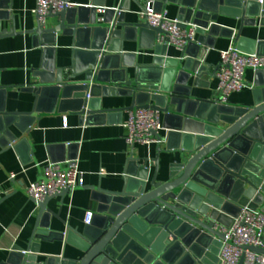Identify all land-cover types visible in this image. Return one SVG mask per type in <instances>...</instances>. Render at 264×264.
<instances>
[{
  "label": "water",
  "instance_id": "obj_1",
  "mask_svg": "<svg viewBox=\"0 0 264 264\" xmlns=\"http://www.w3.org/2000/svg\"><path fill=\"white\" fill-rule=\"evenodd\" d=\"M131 1L140 10L144 8L141 0H121L118 12L116 7L106 8L104 1L91 0L88 5L51 13L43 23L38 19L37 28L29 32L39 36L43 55L55 51L58 36H70L73 62L57 71L43 58L46 63L34 74L37 81L25 87L35 97L30 110H8L6 89L0 88V146L7 149L24 144L32 149L30 132L45 116L74 114L81 123L92 124L98 119L110 122L117 113L139 108L163 114L167 145H160L155 158L132 154L121 190L93 188L98 202L96 219L81 230L70 228L60 237L84 252L80 259L47 256L46 262L40 263L32 258L30 252H38L32 244L26 254L13 249L2 264H219L225 234L217 226L230 225L247 204L251 209L264 205V69L255 70L251 104L198 98L189 84L190 78L207 70L205 50L215 47L218 36L232 40L244 53L264 55V40L243 35L244 28L255 26L258 18L264 26V3L158 0V9L177 6L179 25L187 30L195 27L197 34V41L172 56L168 44L157 42L163 29L145 19L126 21ZM12 3L0 0V38L18 33L15 28L1 26L4 19L11 18ZM97 5L105 7L102 21ZM222 16L239 19L240 26L222 25ZM47 19L53 22L49 24ZM145 35L150 39L140 47L153 49V58L140 63L135 53L125 52L124 42L137 36L145 41ZM116 95L131 96V104L102 107L103 97ZM156 135L161 141L160 133ZM64 146L68 157L52 155V162L75 158L71 153L76 144L57 147ZM175 152L181 153V159L169 163L166 181L158 179L161 154ZM149 160L156 163L151 179ZM10 179L23 190L21 183ZM71 191L65 189L54 196ZM54 196L43 202L34 200L40 208L35 236L50 235L39 230V225L45 214L52 213L48 204ZM250 248L264 253L261 247Z\"/></svg>",
  "mask_w": 264,
  "mask_h": 264
},
{
  "label": "crops",
  "instance_id": "obj_2",
  "mask_svg": "<svg viewBox=\"0 0 264 264\" xmlns=\"http://www.w3.org/2000/svg\"><path fill=\"white\" fill-rule=\"evenodd\" d=\"M70 1L78 5L91 4V0ZM101 1H104L106 8H109L119 7L121 0ZM157 1L154 0L156 6ZM37 2L38 0H13L11 18L4 19L1 23L3 29L15 28L18 32L0 38V88L6 89L7 109L11 111L24 112L32 109L35 97L25 87L37 81L34 74L46 63H44V57L48 58L47 65L54 66L57 71L70 66L73 62L70 36H58L55 51L44 56L39 36L29 32L38 26V17L35 13ZM141 4L146 5V1L141 0ZM130 5L131 10L126 12V21H135L140 18L137 13L140 7L133 1ZM97 6L99 20L102 21L103 11L101 10L105 7ZM167 11L169 17L177 19V6L170 4L167 6ZM220 20L224 26L236 29L240 26V20L236 18L222 16ZM260 21L261 18H258L255 26H246L243 35L264 40V26ZM52 22L53 20L47 19V23ZM145 36V41H141L137 36L136 40L127 39L124 42L125 52L135 53L136 60L140 63L149 62L153 58V49L140 47L141 43L144 45L150 39L149 35ZM232 43V40L218 36L215 47L205 50L203 62L207 65V70L198 75L199 78L195 76L189 80L193 96L210 100L218 97V77L215 69L221 60L220 51L229 48ZM179 53L180 51L175 47H169V55L175 56ZM129 70L133 71L134 68L130 67ZM255 72L251 68L247 70L248 86L241 91L233 92L229 98L230 104H251ZM195 80H197L196 84ZM131 102V96L103 97L102 107H128ZM128 117L129 111H124L117 113L110 122H101L96 118L98 120L94 123L85 124L81 123L80 117L74 114L45 116L30 132L32 149L24 144L17 148L7 149L0 146V264L10 258L13 249L27 251L31 249L32 244L36 245L38 250V252H30L32 258L40 263L46 262L47 256H56L62 260L63 258L80 259L84 252L60 237L70 228L81 230L87 225L85 213L87 210L95 212L98 203L94 198L96 190L93 188L101 186L106 190H121L127 160L132 154L137 158H155L160 145L162 148L167 145L168 130L163 126V114L161 141L147 145H131L127 142V132L123 123ZM14 130L18 136L22 135L16 128ZM68 143L76 144L73 148L76 151L71 154H75L74 159H77V164L84 174L85 184L64 196L51 198L48 206L52 213L45 214L39 225V230H47L50 235L35 236L34 232L39 224L40 208L24 190L29 183L41 179L43 164L50 161L52 155L68 157L67 147L64 146V149L57 147ZM181 156L180 152L161 154V170L158 179L166 181L169 163L179 161ZM149 166V179H151L156 168L155 161L149 160ZM10 174H15L14 179L21 183L23 190L15 187L9 177ZM13 260L17 262L16 258Z\"/></svg>",
  "mask_w": 264,
  "mask_h": 264
},
{
  "label": "built area",
  "instance_id": "obj_3",
  "mask_svg": "<svg viewBox=\"0 0 264 264\" xmlns=\"http://www.w3.org/2000/svg\"><path fill=\"white\" fill-rule=\"evenodd\" d=\"M258 1L264 3V0ZM77 5L70 0H38L35 13L43 23L47 15ZM104 10L105 8L101 11ZM116 10L121 12L120 7H116ZM137 13L140 19H145L151 26L163 29L164 32L157 36V42L160 44L166 43L180 51L189 42L197 41L195 27L191 30L182 28L180 21L169 17L167 9H158L154 0H148L144 8ZM220 55V63L215 69L219 95L214 101L228 104L233 92L248 86L247 70L264 69V55L255 52L244 53L233 43L229 48L221 50ZM123 126L127 132L126 140L131 145L158 143L160 140L156 133L163 129L162 113L152 108L129 110V117ZM43 165L42 176L45 179L29 183L25 188L28 197L36 202H43L46 197L57 195L65 189L73 191L85 184L84 174L77 164V159H67L60 163L50 160ZM10 178H15V174H10ZM239 212L230 225L217 226V229L225 234L219 253V264H264V253L250 248L257 246L264 249V205L251 209L247 204ZM94 214L93 210L86 211V224L92 223ZM22 252L27 253L25 250Z\"/></svg>",
  "mask_w": 264,
  "mask_h": 264
}]
</instances>
